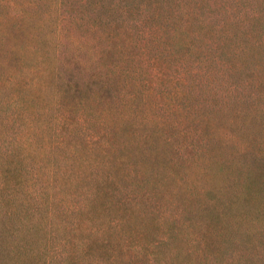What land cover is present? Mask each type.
<instances>
[{"label":"trees","instance_id":"16d2710c","mask_svg":"<svg viewBox=\"0 0 264 264\" xmlns=\"http://www.w3.org/2000/svg\"><path fill=\"white\" fill-rule=\"evenodd\" d=\"M263 146L264 0H0V264H264Z\"/></svg>","mask_w":264,"mask_h":264},{"label":"rangeland","instance_id":"374dc122","mask_svg":"<svg viewBox=\"0 0 264 264\" xmlns=\"http://www.w3.org/2000/svg\"><path fill=\"white\" fill-rule=\"evenodd\" d=\"M76 64H79V63H77L76 62ZM72 67H75V66H72ZM160 98H162L161 96H160ZM160 102H163V100H161ZM31 107H32V110H39L37 107L38 106H40V104L39 103H37L36 101H30L29 103H28ZM135 114H131V115H134L133 116V118H142V117H140V116H145L149 111H150V105L148 104V103H144V102H137L136 104H135ZM30 114L32 113H34V111H30L29 112ZM200 118V117H199ZM184 125L187 127V128H185L184 130H182V132H186V133H188V134H191V133H193L192 131H191V127L189 126V124H188V122H185L184 123ZM203 128H204V130H205V132H206V134H209L211 131L208 129V127L206 126V124L204 123V125H203ZM179 138H181V135L180 136H177V138L176 139H179ZM213 139H214V135H213ZM263 148H264V146H263ZM201 181L203 180V178H201L200 179ZM203 184V182L200 184V185H202ZM206 185V187L208 186V184H205Z\"/></svg>","mask_w":264,"mask_h":264}]
</instances>
